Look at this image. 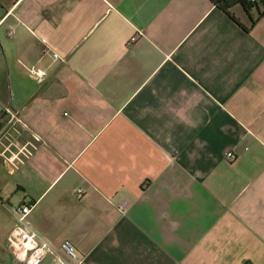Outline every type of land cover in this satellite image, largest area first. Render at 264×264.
<instances>
[{
  "label": "crops",
  "instance_id": "1",
  "mask_svg": "<svg viewBox=\"0 0 264 264\" xmlns=\"http://www.w3.org/2000/svg\"><path fill=\"white\" fill-rule=\"evenodd\" d=\"M230 12L0 0V177L16 188L0 207L34 203L36 230L85 264H264V7Z\"/></svg>",
  "mask_w": 264,
  "mask_h": 264
},
{
  "label": "built area",
  "instance_id": "2",
  "mask_svg": "<svg viewBox=\"0 0 264 264\" xmlns=\"http://www.w3.org/2000/svg\"><path fill=\"white\" fill-rule=\"evenodd\" d=\"M251 1L257 2V0ZM138 37H133L131 42H135ZM53 57L56 61L62 60V57L56 53L53 54ZM34 76L37 80L42 81L47 73L42 69H37ZM5 111L10 116L7 125L18 120L16 113L8 108ZM226 157L229 161H235L238 156L233 151H229ZM77 192L78 197L86 193L83 189H79ZM1 204L3 203L1 202ZM34 207L32 202H21L11 209L15 218V227L10 233L8 244L14 259L21 264H85V257L78 252L72 241L64 240L59 246H56L36 230L29 219ZM123 207L126 209L129 206L124 203Z\"/></svg>",
  "mask_w": 264,
  "mask_h": 264
},
{
  "label": "rangeland",
  "instance_id": "3",
  "mask_svg": "<svg viewBox=\"0 0 264 264\" xmlns=\"http://www.w3.org/2000/svg\"><path fill=\"white\" fill-rule=\"evenodd\" d=\"M8 36L6 35V38ZM9 74L8 72L4 71L3 73V78L1 80V89L0 91L2 92L3 96H7L8 95V92L10 90L9 88ZM4 174V173H3ZM1 174V177H0V198L1 199H4L5 202L9 204V206H14V202L11 200V201H7L6 197L7 196H10V195H14L15 194V191H16V188L13 187V181L10 180L11 176H9L8 173H6L5 175ZM2 181V183H1ZM8 206V209L7 210H3L1 207H0V225H1V228L2 229H11V223H12V220H11V209L13 207H9ZM4 245V243H3ZM5 246V245H4ZM3 264H21L19 262H17L16 260H10L9 262H5Z\"/></svg>",
  "mask_w": 264,
  "mask_h": 264
},
{
  "label": "trees",
  "instance_id": "4",
  "mask_svg": "<svg viewBox=\"0 0 264 264\" xmlns=\"http://www.w3.org/2000/svg\"><path fill=\"white\" fill-rule=\"evenodd\" d=\"M213 3L223 10L226 14H228L232 19H236L230 12V10L234 7V5H242L246 11H249L251 8L255 6H263L264 7V0H257V2H253L251 0H212ZM264 15V12L261 16Z\"/></svg>",
  "mask_w": 264,
  "mask_h": 264
}]
</instances>
